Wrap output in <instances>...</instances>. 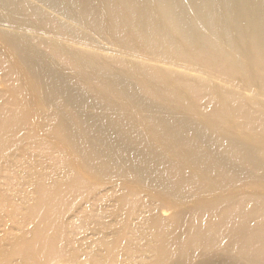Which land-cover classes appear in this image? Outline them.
I'll return each mask as SVG.
<instances>
[{"label":"bare ground","instance_id":"bare-ground-1","mask_svg":"<svg viewBox=\"0 0 264 264\" xmlns=\"http://www.w3.org/2000/svg\"><path fill=\"white\" fill-rule=\"evenodd\" d=\"M0 110V264H264V0H0Z\"/></svg>","mask_w":264,"mask_h":264},{"label":"rangeland","instance_id":"rangeland-1","mask_svg":"<svg viewBox=\"0 0 264 264\" xmlns=\"http://www.w3.org/2000/svg\"><path fill=\"white\" fill-rule=\"evenodd\" d=\"M68 73L71 74V75H74L71 71H69ZM208 78L211 81H214L213 86L215 88V83H217V81L215 82V78L213 76H208ZM33 81L34 80L32 78H27L26 80H23V81L22 80H19V82H18L17 81V78H16L14 81H11V82L15 86H18L19 84L21 86L27 85L26 84V82H27V83H29L30 88H33L34 87V82ZM228 86L229 87L230 86H233V84L229 83ZM238 94L241 97L242 96L243 97L246 96L244 94V91H242L241 89L240 90L238 89ZM30 105L32 106V110L36 111V115L44 116L45 114H49V113L54 112V109L53 108H47L45 105L41 104L38 99L34 100V102H32ZM34 117H36V116L34 115ZM226 118L228 119V123H230L229 122L230 115L227 114L226 115ZM29 120H28V122L24 123V125L22 126L23 131H26L27 128H32L33 127V129H34V127H38L39 125L42 126L40 124V122H37V121L32 122L33 120H31V121H29ZM239 136L244 137L243 134H239ZM62 145H64L65 147H67L68 146V143L67 142H64ZM58 146H57V148L59 149ZM31 149H33L34 151H37V149L39 151H41V148H37V149L34 148V147L33 148H28V150H31ZM43 151L45 152L46 150H42L41 152H43ZM50 157H52V158H50L51 160H47L46 158L45 159H42V160H38L39 161L38 162L39 164L37 165V167L39 169H36V171H35L36 173L43 174L44 172H46V165L47 164H49V163H51L53 161L54 162L60 161V159H61L60 157H58L56 154L54 155L53 153L51 154ZM16 159H18V158H16ZM84 178H86L85 181L87 182V184L89 186H94V184H91V179L92 178L90 179V177L87 176L86 174H85ZM38 179H39L38 180V185H41L40 187H43L44 190L47 191V190L53 188L52 186H50V184L47 183L48 180L43 179V177H40ZM81 180L79 178H75V184L73 183V180H71L67 189H73L76 192H79L80 191V188L79 187L83 184V183H80ZM72 185L73 186L75 185L77 189H74V187ZM45 186H47V187H45ZM2 187L3 188H6L5 185H2ZM255 188L258 189V190H260V192L264 193V186H259V187L256 186ZM15 189L16 190H20L21 193L16 192V191H13V192L12 191L11 192L10 191H6V192L7 193H13L14 194V197L18 199V200H13V205L15 206L14 207V211L21 216V215H24L25 214V210L22 207H24L28 203V200L31 199V195H33V193H32V190L31 189L28 190V191L25 190V187L24 188H15ZM110 191L111 190H110L109 187H105V189L104 188L102 189V192L103 193L104 192H110ZM6 192H5V195L4 196L7 199H9L10 194L8 196H6ZM35 193H36V189H35V184H34V203H35V199H36L35 198ZM166 213H168V212H166ZM2 215H3V211L0 210V217L3 218ZM59 224H62V223H59ZM63 225L64 224H62V227L65 226V225L64 226ZM31 228H32V224L28 223L27 221H24L22 223L12 224L8 228H6L4 226H0V247H6L7 244L11 242L12 238L14 237V235L15 236H19V235H22V234L24 235L25 234L26 236H28L29 239L30 238H33L34 236L31 235V233H30ZM68 232H71L72 234L71 233H68ZM85 233H86V230L84 228L83 229H79V228H77L75 226L71 227V230L67 227V231H64V233L62 231L60 233V238L58 239V243L60 242L59 245H61L60 247H62V248H59V251L61 249H63L62 250L63 252L62 251L60 252L61 256L59 255V257H58L59 259H57L56 261L53 260V262L48 263V264H72V262L74 261V259L72 261V257L70 258V254L72 252L71 249H74V248L76 249V247H77L78 252H80L82 249L85 250L86 249L84 247L85 246V243H87L88 241L92 240L91 236H89V235L88 236H84ZM71 238H72V240H71ZM35 248H36V246L34 245V249ZM64 255H68V257L67 256H64ZM35 260L36 261H34V263H36V264H41L42 263L41 257L40 258H36ZM77 260L83 261L84 258L83 257H79ZM87 262H88V260L86 261V263Z\"/></svg>","mask_w":264,"mask_h":264}]
</instances>
